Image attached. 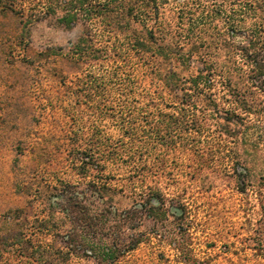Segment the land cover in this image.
I'll list each match as a JSON object with an SVG mask.
<instances>
[{"label": "trees", "instance_id": "obj_1", "mask_svg": "<svg viewBox=\"0 0 264 264\" xmlns=\"http://www.w3.org/2000/svg\"><path fill=\"white\" fill-rule=\"evenodd\" d=\"M0 16L16 42L79 30L37 53L38 78L73 97L45 142L77 180L40 197L64 244L34 264H129L153 238L189 261L182 191L210 174L252 189L264 165V0H0Z\"/></svg>", "mask_w": 264, "mask_h": 264}, {"label": "rangeland", "instance_id": "obj_2", "mask_svg": "<svg viewBox=\"0 0 264 264\" xmlns=\"http://www.w3.org/2000/svg\"><path fill=\"white\" fill-rule=\"evenodd\" d=\"M18 26V18L0 16V264H34L35 250L64 244L60 235L54 237L57 227L46 221L48 210L41 209L40 197L58 178L77 180L72 171L59 170L56 154L45 142L58 134L62 113H75L73 97L57 98L56 83L38 78L37 53L45 45L65 46L79 30L42 23L33 29L31 41L16 42L11 36ZM78 110L88 117L84 106ZM40 115L50 117L39 122ZM66 125L76 128L73 120ZM255 172V188L245 191L214 174L182 191L189 261L183 262L172 245L153 238L127 256L129 264H264V165ZM127 204L122 199L119 206ZM14 234L18 242L11 239Z\"/></svg>", "mask_w": 264, "mask_h": 264}]
</instances>
